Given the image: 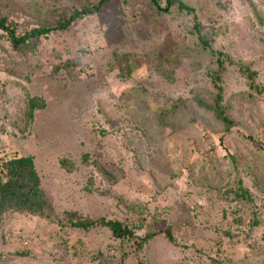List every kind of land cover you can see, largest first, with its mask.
Returning <instances> with one entry per match:
<instances>
[{
    "label": "rangeland",
    "instance_id": "rangeland-1",
    "mask_svg": "<svg viewBox=\"0 0 264 264\" xmlns=\"http://www.w3.org/2000/svg\"><path fill=\"white\" fill-rule=\"evenodd\" d=\"M78 1L96 2L0 0V18L18 29L51 24L43 13ZM182 1L196 10L211 49L188 32L192 16L174 7L158 15L148 0L112 3L23 50L0 36V150L34 157L57 213L121 221L139 238L167 229L173 237L161 233L136 252L134 242L121 247L104 228L82 232L16 214L0 222V264H264V94L239 70L257 72L264 87V3ZM114 21L123 39H108ZM172 49L179 52L169 68L174 84L155 65ZM127 52L131 71L117 62ZM216 52L226 61L225 101L236 127L226 133L195 104L166 112L168 125H158L165 105L212 89ZM31 98L44 108L27 124ZM239 186L252 199L249 211L226 198Z\"/></svg>",
    "mask_w": 264,
    "mask_h": 264
},
{
    "label": "trees",
    "instance_id": "trees-1",
    "mask_svg": "<svg viewBox=\"0 0 264 264\" xmlns=\"http://www.w3.org/2000/svg\"><path fill=\"white\" fill-rule=\"evenodd\" d=\"M119 1H122L123 4L130 2V0H96L94 4L85 5L81 1H78L77 5L70 7L67 5L63 10L58 7L61 10L59 14L50 11L43 13V15L53 18L51 24L36 25L26 27L25 29L15 28L9 22L8 18L3 17L0 18V36L6 37L14 49L23 50L30 45H39L43 40H47L55 34L69 31L78 21L101 13L109 5ZM148 1L150 7L152 5L158 8L156 9V14L158 15L169 13L170 9L174 7L180 14L192 16L195 21L194 30H189L188 32L192 36L197 35L198 39L208 49L212 48L201 36V23L193 7L185 4L182 0H167V7L160 9L158 0ZM261 1L264 3V0ZM34 6L35 11H37L38 4L35 3ZM67 13L69 15H66ZM116 25L118 23L114 21L112 25L113 31L109 34L108 39L116 37L123 39L121 29L116 28ZM173 44L175 47L179 46L175 45V43ZM216 55L217 69L209 73L208 76V78H211L212 89L197 87L191 90V96L189 98L179 97L170 105H165L164 108L159 110V115L161 116L158 125L161 127L168 125L164 121L167 118L163 116L166 112L174 114V112L180 110H188L190 104H195L203 116H210L214 122L223 127L226 133H230L236 127V123L228 117V112L231 107L225 101L223 80L227 72L226 61L224 60V54L222 52H216ZM177 57H179V52L172 49L169 55L160 58L155 63L156 73L160 77L167 79V81L169 80L170 84L175 83V78L170 75L169 68L172 65L178 64ZM117 62L120 65H125L126 69L130 71L131 69H135L134 64L131 63V55L128 52L119 56ZM239 70L241 75L246 76L251 90H255L259 94H264V87L256 84L257 72H253L245 65L240 66ZM132 91L135 92V90ZM42 108H44L42 101L39 103L35 98L30 99L27 111V124H31L34 121L35 112L37 109ZM168 121L170 120L168 119ZM191 122L195 123V120L192 119ZM137 130L139 131V128ZM152 146L151 144V148H153ZM261 150H264V148H261ZM89 158L87 155L83 157L85 164L89 162ZM61 166L70 172L73 168V163L70 159L64 158L61 160ZM112 179L115 180L114 176ZM89 191L92 192L91 190ZM230 194L234 195L232 201H241V203L245 201L248 203H245V207L248 211L250 210L249 203H252V199L248 196L249 192L247 190L239 186L238 189L234 188V193L227 192L226 198H229ZM16 214L24 217L42 218L49 224L56 225L59 228H73L82 232H90L96 228H104L110 231L112 239L118 242L121 247L134 242L136 252H142L147 244L161 233L165 234L166 232L167 237L173 239L170 229L159 233L153 231L146 234L145 237L139 238L132 227L121 221L110 220L105 217L90 218L73 210L66 211L63 214L57 213L53 202L50 200V196L43 187V180L37 170L34 157H25L16 152L9 153L7 150H0V222L7 216ZM224 217L226 218V216ZM241 219L242 216H239L235 223H241ZM258 224H260L258 220H253V226L255 228ZM21 255H25V253Z\"/></svg>",
    "mask_w": 264,
    "mask_h": 264
}]
</instances>
